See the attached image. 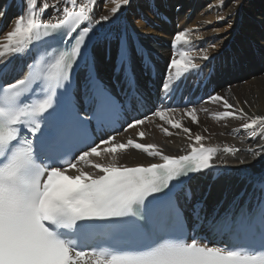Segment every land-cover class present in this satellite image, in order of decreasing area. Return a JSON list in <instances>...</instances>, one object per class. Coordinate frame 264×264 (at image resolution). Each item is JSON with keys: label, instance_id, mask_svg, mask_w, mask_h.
<instances>
[{"label": "snow or ice", "instance_id": "snow-or-ice-1", "mask_svg": "<svg viewBox=\"0 0 264 264\" xmlns=\"http://www.w3.org/2000/svg\"><path fill=\"white\" fill-rule=\"evenodd\" d=\"M110 2L108 14L97 16L98 0H21L11 30L0 37V264H264V174L248 177L252 190L211 216L197 204L189 219L180 204L191 174L219 167V149L205 146L207 137L184 123L187 117L198 124V111L207 109L163 103L201 68L197 59H209L207 49L191 54L189 30L174 35L160 105L122 126L135 137L118 142L117 131L96 138V130L146 102L132 63L135 55L147 68L150 57L135 47L126 25L104 35L115 43L116 74L128 85L123 97L95 70L90 53L98 26L121 24L118 14L132 0ZM207 102L222 103L216 120H241L245 131L264 139V115L249 116L239 100L231 104L220 94ZM154 120L166 137L170 129L186 134L190 151L167 155L144 142L140 129ZM130 149L160 162L119 163ZM255 154L264 156V146ZM185 195L190 199L191 191Z\"/></svg>", "mask_w": 264, "mask_h": 264}, {"label": "bare ground", "instance_id": "bare-ground-1", "mask_svg": "<svg viewBox=\"0 0 264 264\" xmlns=\"http://www.w3.org/2000/svg\"><path fill=\"white\" fill-rule=\"evenodd\" d=\"M101 1L102 0H98L97 3V16L108 14L107 9H110L112 7L110 1L106 6L104 5V7H101ZM148 1L149 3L146 4V8L148 10L150 8L151 10L155 9L156 6H158L155 4H151V0ZM152 1L154 2V0ZM179 1H181V6L179 7L180 10H182L188 0ZM164 3L165 2L160 3L159 7L162 6V11L160 10L161 13L157 15L158 18L155 19L154 24L151 21L152 26L150 28H144V26L140 25L139 23H136L134 28H130L127 25L128 22L126 23V21L124 20L125 13L127 12V7H125V9L123 8L124 10L122 9L118 14L121 17V24L105 23L102 26H98L101 28V31L98 34L99 39L93 48V56L97 63L96 66L99 73L102 76L114 75L113 70H116L115 43H109V41L104 38V35L107 32L119 33L120 31H122L125 25L127 26V28L129 27L128 31H134L135 34L140 38L141 42L145 44L153 52V54L158 56V58H161L163 61L162 63L158 61L156 64L158 69V76L155 81L151 76H149V74L147 75V79H149L150 81L153 80L152 82L154 83V87L147 88L145 83L146 79L143 77L142 71H140L139 69V64L133 58L135 68L138 70L140 75L138 77L139 83L141 84L140 87L143 90L149 92L151 90L155 91V93L157 94V105L161 103L160 98L162 97L163 78L167 70V64L173 52L172 44L170 43L172 39L165 43V41L160 39H150L149 37H144L143 33L151 31V33L154 32L155 34H159L161 33L160 31H164L165 27H167L166 34H170V28L172 26L176 25L177 23L182 24V22L184 21V19L182 21V17L184 15L182 14L183 16L181 17L179 13L177 16H175L176 19H174V15L171 18L167 17L170 23H166L164 20H162L160 16L165 15L164 13L167 14L165 8L163 7L164 5H166ZM239 5L240 8H238ZM228 8V12L231 13V15L233 13L235 14H233L235 16L233 17V22H238V18L240 16V22L243 23L241 24L243 25V27L248 25L249 22L261 24L262 27L259 29L258 35L261 36V38L263 37L264 39V0H247L242 5L234 3ZM5 9L7 10V15L3 18H0V37H2L3 34L7 31L11 30L14 24V18L21 11V0H0V11H3ZM205 9H207V11L212 15L215 13H220L218 8L214 6H209ZM128 10H130L131 12L134 11L133 7L129 8ZM50 12L51 10H49V13L45 14V18H47ZM134 12L128 15V20H131L133 17H135L133 15H136V11ZM196 18L197 20H199V23L197 25L202 26L207 24L205 19H202L199 16H197ZM209 18H212L211 15L209 16ZM231 27H233V24H231ZM208 33L213 34L214 32L210 30L207 32V34L203 32L200 33V35H208ZM131 39L136 45L135 39ZM219 43V48H224L222 46V41H219ZM193 49L194 50L191 54L196 55L195 50H198V48L193 47ZM229 49L231 48L224 50ZM251 49L252 48L246 49L242 52L243 54H241L240 52L239 58L233 57V59H231V63L228 62L225 66L219 68L210 59H208L207 61L197 59L195 62L200 63L201 68L199 70H196V72H202L201 74L203 76L200 79L201 85H204V79L207 77V73L209 72V83L206 85V88L204 86V90L202 91L203 87L200 86L194 92H192L193 85H191L192 83L188 80L192 78L194 79L195 76L189 73L188 80L185 81L183 87L182 84H179L178 90L182 88L181 96H174L173 99L170 100L171 102L169 101L168 104H165L175 106L184 102L185 105H188L190 103V99L199 98L200 103L196 104L195 106L198 109H207V111H198V124H192L190 119H188L187 117L184 118V123L186 126L191 128L193 135L198 133L207 137V139L202 141L205 146H215L218 149H223L225 146L236 147L239 149H248L252 148L256 144L260 145L264 142V139L255 136V134L251 132L245 131L241 127V124L243 123V121L241 120L231 118L219 121L216 120L213 114L216 112L224 111L222 103L207 102L209 96L213 94H220L226 99L229 98L230 102H228L231 104H236L237 100H239V106L243 107L245 113H247L249 116L264 115V43L255 46L252 50ZM255 49L256 52H254ZM207 52L208 56L213 54V52L208 49ZM17 63H20L19 58L17 59ZM174 79L175 78L173 77V80ZM169 82L172 83V81ZM224 84L228 85L229 90H226L224 88ZM227 93L230 94H228V96L226 97ZM245 100L248 101L247 104L243 103ZM179 107L183 108L182 106ZM158 123H160L158 120H154L153 123L146 124L142 127V129H140L145 131L146 133L144 142L155 143L161 146L164 154L167 155H180L190 150L188 148V144L191 141L186 138V134H184L181 130L170 129V131L173 132V135L166 137L161 129L156 126ZM135 135V131L129 130L127 133L122 132L118 137H116V139L118 142H126L129 137H135ZM156 161H159L158 158L154 161L153 158L146 157V154L132 149H130L126 155H122L119 158V163L126 164L127 166ZM240 161H243V163H240ZM214 163L216 165H219V167H214L208 174H206V177L198 179V184L193 191L194 195L199 194V196L201 197L203 193L209 188V195L206 199V203L208 205H211L212 203L217 205L219 202L228 201L232 196L241 192L245 183L248 181V177L264 174V156L262 155H255L253 158H248V156L244 155L243 153L235 154L234 157H223L222 154H217Z\"/></svg>", "mask_w": 264, "mask_h": 264}, {"label": "rangeland", "instance_id": "rangeland-1", "mask_svg": "<svg viewBox=\"0 0 264 264\" xmlns=\"http://www.w3.org/2000/svg\"><path fill=\"white\" fill-rule=\"evenodd\" d=\"M245 1H247V0H224L223 7L221 8V7H217L218 5L221 4V0H188L187 3L185 4V6L182 8V10H180L179 6H181V1H179V0H171V1L170 0H154L153 3H151V1H150V3L158 5V6H156L155 9L151 10V8H150L148 10L146 8V4L149 3L148 0H132L131 5L127 6V8H126L127 12L125 11L126 13H125V19L124 20L126 21V23L128 22L127 25L130 28H132V27L134 28L136 23L143 25L144 28H150L152 26L151 23L153 22V24H154L155 19L158 18L157 15L159 13H161L160 10L162 11V6L159 7L160 3L165 2L164 4H166V5H164L163 7L165 8V11L167 12V14L164 13L165 14L164 16L171 18L174 15V19H176L175 16H177L179 13V15L181 17L184 15L182 17V21H183V19H184V21L182 22V24L177 23L176 25L172 26L170 28V34H168V33L166 34V28L167 27H165V30L160 31L161 33H159V34H155L154 32L151 33V31H147V32L143 33L144 37L146 36V37H149L150 39H154V38L160 39V40L165 41V43H167V41H170L171 39L174 38L173 36L176 34L177 31L188 29L190 38L192 40V47H195L198 49L203 48V49H208V50L212 51L213 54L209 55V59L212 56H215L214 61H212L211 59L210 60L212 62H214L217 65V67L219 68V67L225 66L228 62L231 63L232 62L231 59H233V57L239 58L240 52H241V54H243L242 52L245 51L246 49H248V48L253 49L255 46L264 43L263 37L261 38V36L258 35V31L262 27L261 24L249 22L248 25L243 27V25H241L243 23L240 22V19H241L240 16L238 18L239 19L238 22H236V21L233 22V20H234L233 17H235L234 16L235 14L234 13H233L234 15L228 14L229 13L228 7H230L234 3L242 5ZM101 2H102L101 7H104L105 0H102ZM161 5H163V4H161ZM209 6L217 7L218 10L220 11V13L219 14L215 13L212 15L211 13H209L207 11V9H205L206 7H209ZM132 7H133L134 11H136V15H133L135 17H133L131 20H128V18H127L128 15H130L134 12V11L131 12L130 10H128L129 8H132ZM238 8H240V5ZM147 11H148V13H147ZM155 11H156V13H155ZM209 14L211 15L212 18H209V16H210ZM151 16H152V18H151ZM197 16H199L202 19H205L207 24L202 25V26L197 25L199 23V20H197V18H196ZM141 17H144L148 23L146 24L145 19H141ZM218 17H226V19L218 20ZM206 18H209V19H206ZM231 24H233V27H231ZM172 25H173V23H172ZM173 28H175V29H173ZM210 30H212L214 33L213 34L208 33V35H205ZM203 32H205V34L203 36L200 35V33H203ZM197 36L201 37V39H196ZM215 38H217V39H215ZM219 41H222V46L224 48H221V47L219 48V45H220ZM213 45H214V47H213ZM228 48H231V49L224 50V49H228ZM254 52H256V49L254 50ZM198 64H200V63H198ZM224 88L226 90H229L227 84H224ZM227 92H229V91H227ZM228 94H230V93H227L226 97L228 96ZM227 99L229 101V98H227ZM263 145H264V142L261 143L260 145L256 144L255 146H253L251 148V149H253V153H251V154L248 152H245V151H240V152H236V153H226L223 151V149H219L218 154H222L223 157H234L235 154L243 153L244 155L248 156V158H253L256 155L255 154L256 150L260 149ZM153 160H155V159H153Z\"/></svg>", "mask_w": 264, "mask_h": 264}]
</instances>
